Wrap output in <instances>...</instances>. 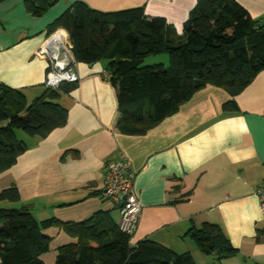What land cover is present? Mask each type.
Returning <instances> with one entry per match:
<instances>
[{
    "label": "crops",
    "instance_id": "crops-1",
    "mask_svg": "<svg viewBox=\"0 0 264 264\" xmlns=\"http://www.w3.org/2000/svg\"><path fill=\"white\" fill-rule=\"evenodd\" d=\"M197 1L58 0L36 14L38 0H0V85L21 91L29 104L43 94L51 62L39 50L56 32L69 37L61 28L49 35V29L77 2L104 13L142 8L181 36ZM236 1L264 21V0ZM107 66L74 58L76 86L58 101L67 109L66 124L45 138L17 132L27 149L0 174V192L14 186L20 201L1 205L27 208L39 222L79 223L105 212L118 225L119 207L104 197L106 168L127 158L142 204L133 247L151 240L190 252L196 264H264V210L257 195L264 182V70L234 98L235 111L224 110L232 100L225 90L207 86L145 135L130 136L118 128ZM206 223L223 229L238 250L235 257L218 260L199 251L187 233ZM44 235L51 238L50 251L41 256L45 264H55L60 248L77 243L56 227Z\"/></svg>",
    "mask_w": 264,
    "mask_h": 264
},
{
    "label": "trees",
    "instance_id": "trees-1",
    "mask_svg": "<svg viewBox=\"0 0 264 264\" xmlns=\"http://www.w3.org/2000/svg\"><path fill=\"white\" fill-rule=\"evenodd\" d=\"M57 1L38 0L34 12L40 14ZM59 28L68 32L78 63L108 62L118 128L130 136L145 135L207 86L225 90L232 100L224 110L235 111L234 98L264 70V21L254 20L236 0H198L181 36L163 18L146 17L142 8L104 13L83 2L61 15L49 35ZM163 54L169 56L168 68L143 65ZM75 86L46 87L29 104L21 91L0 85V174L27 149L18 131L45 138L66 124L67 109L58 101ZM19 201L14 186L0 192V204ZM54 227L77 239L58 250L55 264H196L190 252L179 254L151 240L133 247L131 236L120 231L109 213L79 223L39 222L27 208L0 207L1 264H45L41 256L50 251L51 238L44 231ZM187 236L201 253L218 260L238 253L218 225L192 227Z\"/></svg>",
    "mask_w": 264,
    "mask_h": 264
},
{
    "label": "built area",
    "instance_id": "built-area-1",
    "mask_svg": "<svg viewBox=\"0 0 264 264\" xmlns=\"http://www.w3.org/2000/svg\"><path fill=\"white\" fill-rule=\"evenodd\" d=\"M72 49L69 37L61 32L54 33L40 48L39 55L48 57L51 62L46 87L58 90L65 83L77 82L78 77L73 70ZM135 176L132 164L127 158L106 168L104 197L118 205L119 229L129 236L135 233L142 211V204L134 190ZM257 195L264 210V182L258 187Z\"/></svg>",
    "mask_w": 264,
    "mask_h": 264
},
{
    "label": "rangeland",
    "instance_id": "rangeland-1",
    "mask_svg": "<svg viewBox=\"0 0 264 264\" xmlns=\"http://www.w3.org/2000/svg\"><path fill=\"white\" fill-rule=\"evenodd\" d=\"M157 64H163L166 68L169 67V56L168 55H156V56H151L149 58H147L144 62V66H153V65H157ZM18 134H23L21 132H18ZM19 139H22L19 135H18ZM0 207H5L3 205L0 204Z\"/></svg>",
    "mask_w": 264,
    "mask_h": 264
},
{
    "label": "bare ground",
    "instance_id": "bare-ground-1",
    "mask_svg": "<svg viewBox=\"0 0 264 264\" xmlns=\"http://www.w3.org/2000/svg\"><path fill=\"white\" fill-rule=\"evenodd\" d=\"M62 34H64V35H66V33L63 31V32H61Z\"/></svg>",
    "mask_w": 264,
    "mask_h": 264
}]
</instances>
